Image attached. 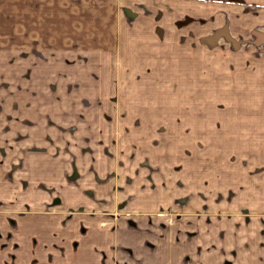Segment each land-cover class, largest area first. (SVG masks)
Wrapping results in <instances>:
<instances>
[{
  "label": "crops",
  "instance_id": "1",
  "mask_svg": "<svg viewBox=\"0 0 264 264\" xmlns=\"http://www.w3.org/2000/svg\"><path fill=\"white\" fill-rule=\"evenodd\" d=\"M12 1L14 8L6 5ZM199 8V0H0V72H17L14 88L19 85L22 73L27 71H67L71 68L126 71L127 85L133 87V97L142 99L139 110L132 108L126 112L110 113L119 119L126 118L125 131L141 134L134 147L145 146L151 141L148 135L154 137L153 141L159 140L155 147L152 146L155 150L152 157L151 152L146 150L150 154L149 160L154 159L150 160V165L138 160V157H142L145 161V150L131 148L123 152L114 175L106 177L107 180L100 174L95 177L96 172L93 174L91 168L82 170L84 149L79 139L66 140V151L78 149L80 153L73 158L68 154L63 163L67 165L64 168L77 169L78 175L71 177L70 170L64 169L57 179H64L62 204L66 203V207L62 213L65 217H72L62 220V238L55 230L52 214L48 213L60 212L50 210L40 214L37 187L25 189L22 186L23 169H16V180L13 177L12 181H8L5 173L7 166L3 164L5 160L0 154V264H87L90 250L93 252L95 247L102 246L110 248L112 264H139L140 259L147 264H180L183 256L189 254L181 246L188 243L208 245L209 242L205 244L206 239H200L205 234L199 236V231H212L217 224L183 222V219L195 220L200 214L197 208L200 197L198 174L193 169V163H198L199 153L193 147H198V142L188 141V135H192L190 132L197 126V112L178 114L179 117L175 118L180 120H173L169 127L166 121L167 103L185 102L180 98L184 96L183 86H193L198 80ZM206 18H210V15L206 14ZM231 22L234 23L229 16L225 19L219 16L210 22V26L207 25L203 33L213 36L214 31L221 29L225 23L232 29ZM247 34L244 29L243 35ZM232 38L235 39L234 36L229 37ZM241 38L242 35L239 40ZM218 39L220 37L217 36L215 42ZM243 43L248 46L239 47V58L236 57L239 60L238 68L231 70L244 71L245 76L255 71V76L259 74L261 77L264 75V64L257 63L264 60V54L259 53L261 44L245 40ZM4 79L6 81L8 77L4 75V78H0V86ZM32 85L29 87L32 88ZM105 85L114 86V82L108 79ZM166 86L174 87L173 98L169 100ZM185 96L189 97L190 102L193 101L192 96ZM2 98L1 108L4 110L0 109V136L7 133V128H16L21 138L15 142L14 150H22L24 145L30 144L23 142L28 137L30 140L34 136L38 139V124L32 121L38 118V99L32 97L25 105L22 100L20 105L16 104L14 113L10 115L14 123L7 125L6 99ZM63 113L68 117L77 113L80 118L82 111L76 109L71 112L69 109ZM110 113H107L108 118H113ZM162 122L167 124V129L161 135L159 125ZM76 128L80 129L77 124ZM169 130L177 134L176 139L182 143H171V149L186 158L180 159L176 165L182 172H190V175L180 174L179 170L170 175L166 172L167 145L165 143L162 147L160 135L165 137ZM92 152L89 150L91 158L94 157ZM94 154L96 158L98 151ZM133 154L136 157L127 158ZM150 166L154 169L151 170ZM172 177L177 178L175 182L191 185L180 184L177 186L180 190L172 191L168 186ZM185 177H190V181L183 182ZM35 180L37 186L38 177ZM211 199L214 200V197ZM90 209L99 213L105 210L111 221L106 223V227H100L98 215L86 216L85 211ZM166 210H173L178 217V222L173 226L166 223ZM114 214L122 218V222L113 223ZM76 217L81 218L71 223V220L76 221ZM102 230L109 235H104ZM168 230H174L175 234L168 236ZM232 230L231 227L226 229L228 241ZM211 239L213 237H210V264H222L229 258L230 248L221 241ZM198 240L201 242L197 243ZM255 240L260 246L264 242V239ZM150 241L155 243L152 248L149 247ZM128 247L133 252L131 256L125 254L124 248ZM189 255L192 264H208L204 257L197 256L194 248Z\"/></svg>",
  "mask_w": 264,
  "mask_h": 264
},
{
  "label": "rangeland",
  "instance_id": "2",
  "mask_svg": "<svg viewBox=\"0 0 264 264\" xmlns=\"http://www.w3.org/2000/svg\"><path fill=\"white\" fill-rule=\"evenodd\" d=\"M199 2L198 28L201 35L198 38V80L195 82L197 85L195 86L194 83L193 86H183L184 96L181 95L180 98L185 102L167 103L166 121L169 127L173 120H180L175 118L179 117L178 114L197 112V126L193 128V133L190 132L192 135H188V141L198 142V147H193L199 151L198 163H193V169L198 174L197 190L200 197L197 208L200 214L195 217V220L183 219V222L215 223L217 227H214L212 231L210 229L206 232L199 231V236L205 234L200 239H206L204 243L209 242L208 245L188 243L181 248L187 250L189 254L194 248L197 256L204 257L210 264V237H213L212 241H221L223 245L230 248L229 258L222 264H264V242L260 246L258 245L260 243L255 240L264 239V75L255 76L256 72L251 71L245 76L244 71H236L239 65L236 57L239 58L238 53L246 45L243 40L260 43L262 48H259V53L264 54V0H199ZM6 5L14 8V1ZM206 14H209L210 18L204 19ZM219 16L223 19L229 16L231 21H234V23L231 22L232 29L230 25L223 23L224 25H221L224 28L221 26V29L214 31L215 37L206 32L203 33L207 25L210 26V22ZM244 29L247 35H243ZM241 35L242 38L239 40ZM217 36L220 39L215 42ZM233 36L238 42L233 38L229 39ZM257 63L264 64V60ZM231 68L236 69L231 70ZM16 73L14 71L0 72V78H4V75L8 77L0 86V109L4 110L1 108L3 96L6 99L8 111L7 125H11L12 122L14 123V118L10 115L14 113L16 104L20 105L22 100L25 105L27 100L36 97L38 118L32 121L38 124L36 134L38 139L34 136L33 140H30L28 137L23 142L30 144L24 145L22 150L15 151L14 144L18 138H21L16 128H7V133L1 134L0 154L5 160L3 164L7 166L4 165L6 178L8 181H12L13 177L16 180V169L17 171L23 169L22 186L25 189L37 187L40 214L50 210L60 212V214L48 213L52 214L55 230L61 235L63 218L67 220L72 217H65L62 213L63 208L66 207V203L62 204L64 179L63 177L59 178L60 180L57 179L64 169L70 170L71 177L78 175L77 169L64 168L63 163L64 157L68 154H71L73 158L80 153L78 149L66 151L67 139L72 138L75 141L79 139L84 149L82 170L91 168L93 174L96 172L95 177L100 174L103 175L104 180L114 175L117 161H120L123 152L126 153L131 148L138 151L145 150L147 159L143 161L142 157H138V160L144 162V165H150V160L154 161V159L149 160L150 154L147 151L151 152L152 157L155 151L153 148L159 140L153 141L154 137L148 135L151 141H148L145 146L141 143V147H134L141 134L137 132V135H134L130 130L125 131L126 118L119 119L112 114L118 111L126 112L132 108L139 110L138 106L142 101L140 97H133V87L127 85L126 71H86L72 68L67 71H27L22 73L19 85L14 88ZM108 79L113 80L114 86L105 85ZM31 83H33L32 88L29 87ZM165 89L168 90V100L173 98L174 87L166 86ZM185 95L192 96L193 101L190 102L187 99L189 97ZM69 109L71 112L76 109L82 111L80 118L77 113L72 117L63 113ZM107 113L112 114L113 118H108ZM70 122H75L80 129L76 128V124H69ZM159 129L162 135L167 129V124L162 122ZM76 130L78 132L71 135ZM169 132L165 137L160 135L162 147L164 148L165 143L167 145L166 172L170 175V173L176 174L179 170L180 174L190 175V172H182L176 165L180 159L186 158L177 155V152L174 153L171 149V143H182L176 139L177 134L170 130ZM83 138L85 140L82 141ZM89 150L94 153L98 151L96 158L92 152L94 156L92 158L95 161L89 156ZM162 151L166 153L165 150L162 149ZM129 157L136 156L133 154V156L128 155L127 158ZM18 158L19 163L16 162ZM149 168L154 169L152 166ZM37 177L38 185L36 186L35 178ZM175 180L177 178L172 177L171 184H168L172 191L180 190L177 187L180 184L191 185V183H180V181L176 183ZM187 181H190V177L183 179V182ZM203 195L204 197H201ZM211 197H214V200ZM207 210L208 214H206ZM85 213L86 216L98 215L100 217L98 223L100 227L103 226L102 228L111 221L105 210L99 213L97 210L90 209ZM166 213L167 224L173 226L178 222V217L173 214V210H166ZM118 217L114 214L113 223L122 222V218ZM80 218L76 217V221L70 222L75 223ZM244 226L247 228L245 229ZM227 227L234 229L230 232L229 241L226 239ZM104 231L102 230V233L108 236L109 234ZM168 231L167 234L170 237L175 234L174 230ZM218 236L222 239L220 240ZM150 242L149 247L152 248L155 243ZM199 242L201 241L198 240L197 243ZM178 245L180 247V243ZM94 249L93 252L90 250L91 258H88L87 264H112L109 247L102 246ZM124 251L129 256L133 253L130 247L124 248ZM189 254L183 256V262L180 264H192ZM138 263L147 264L142 259Z\"/></svg>",
  "mask_w": 264,
  "mask_h": 264
}]
</instances>
